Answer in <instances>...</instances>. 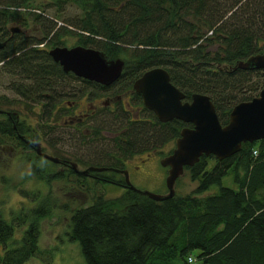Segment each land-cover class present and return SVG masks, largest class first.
<instances>
[{
	"label": "trees",
	"instance_id": "1",
	"mask_svg": "<svg viewBox=\"0 0 264 264\" xmlns=\"http://www.w3.org/2000/svg\"><path fill=\"white\" fill-rule=\"evenodd\" d=\"M51 1L55 12L47 17L44 8L30 7V0H0V40L5 42L0 76L8 77L4 88L13 95H0V109L14 111L11 106L18 104L30 110L41 103L40 113L33 111L34 124L24 115L16 120L0 114V151L6 144L27 148L22 135L35 141L37 132L50 133L53 104L60 101L70 74L52 61L46 46L61 45L64 33L74 34L76 44L97 49L106 59L123 61L120 76L108 87L129 91L130 104L137 108L135 115L115 108L100 113L104 119L92 116L90 133L82 139L93 166L122 169L131 156L161 154L183 126H190L176 119L159 122L141 105L131 84L148 68L163 67L184 100L193 93L207 95L222 125L234 104L264 87V71L236 67L264 52V0ZM67 7L77 13L58 25L56 18ZM27 19L35 37L23 28ZM83 82L94 93L108 88ZM184 170L195 181L186 194L154 201L125 187L117 196H98L75 209L67 237L78 243L84 263L187 264L190 256L198 264H264V138L241 143L238 152L221 160L201 155ZM229 173L235 189L220 185ZM105 174L101 183L121 186V175ZM213 184L218 185L215 192L199 196ZM49 208L43 201L8 211L7 217L0 211V264H25L42 256L39 220Z\"/></svg>",
	"mask_w": 264,
	"mask_h": 264
},
{
	"label": "rangeland",
	"instance_id": "2",
	"mask_svg": "<svg viewBox=\"0 0 264 264\" xmlns=\"http://www.w3.org/2000/svg\"><path fill=\"white\" fill-rule=\"evenodd\" d=\"M51 2V0H30L29 4L30 7H37L39 10H42L41 7L44 8L45 15L49 17L55 12L54 6L50 4ZM49 4L51 7L45 8ZM74 13H77L76 9L67 7L65 12L60 14V18H56L57 24H63L62 22L74 15ZM31 24L30 20L27 19L26 26L23 28H25L29 36L35 37L36 30L31 29ZM10 26L14 25L10 24ZM36 36L40 37L41 35L36 34ZM59 39L60 43L65 46L76 44V37L72 33L61 34L59 35ZM49 46L53 45L48 44L46 47L48 48ZM7 79L8 77L0 76V95L3 94L7 99H11L13 95L4 88ZM64 85L62 91L65 93L60 98L62 100L55 104L56 110L55 113H52L54 116L50 117V120L47 122L54 129L53 131L50 130V133L46 136H41L37 141L44 152L54 156L65 155L68 159L74 160L80 154V149L87 148V145L84 140L80 143L78 135H74L73 128L64 125L63 120H69V116H72L74 109L79 107L80 101L77 106L73 107L70 111H66V113L65 111H60L58 108H65V101L81 99V95L75 94L71 96L72 91H69L77 84H71V82L67 84L66 81ZM77 93L81 92L78 91ZM125 93H127V96H125ZM125 93L122 94V100L127 101L129 91ZM98 99L94 100L93 103L100 107L101 102L105 98L99 97ZM36 108L35 106H31L30 110H28L18 104L11 106L12 110L18 111L21 114L20 119L24 118L22 116L24 115L27 117L24 118L26 122L31 124H34V119L37 118L33 113L34 110L36 111ZM133 108L130 109V114L134 113L136 107ZM107 110L111 109L107 108ZM98 119H104V117L99 115ZM88 123L89 120L85 121L83 127H88ZM39 135H42V133L39 132ZM10 146L13 150L8 148ZM172 147L173 141H169L162 147L161 154L155 152L147 156L145 162L151 163L148 166L150 172L148 180L135 178L132 172L133 169L129 165L131 159L126 160L125 170L127 171L128 180L131 185L137 189L164 194L166 192L164 184L166 167L161 166L158 161ZM39 172L41 173L39 174ZM57 172L58 168L56 164L43 158L35 157L34 153L24 146L6 144L0 151V211H2L4 216L7 217L10 211H18L20 207L28 209L43 201H46L50 207L48 216L39 220L40 234L38 245L45 252L42 254V258L31 257L25 264H85L78 243L70 241L67 237L71 213L77 208L89 205L98 196L105 198L114 197L124 190L123 187L110 183H94L89 178L83 180L86 185H82L81 182L75 183L72 176H60ZM220 185L232 189L236 188V184L232 181L230 173L221 178ZM194 187L195 181L190 180L188 171L184 170L174 183V193L178 195L186 194ZM217 188L218 185L213 184L199 196L213 193ZM31 197L35 198V201H31ZM22 228L16 229L13 235L14 239L19 237ZM195 253L196 251L193 254ZM175 263L179 264L178 261H175ZM187 264L198 263L193 261Z\"/></svg>",
	"mask_w": 264,
	"mask_h": 264
},
{
	"label": "water",
	"instance_id": "3",
	"mask_svg": "<svg viewBox=\"0 0 264 264\" xmlns=\"http://www.w3.org/2000/svg\"><path fill=\"white\" fill-rule=\"evenodd\" d=\"M11 31H18L10 27ZM5 42L0 40V49ZM53 62L58 63L65 73L108 86L120 76L123 61L120 58L106 59L94 48L81 45L53 46L47 50ZM241 69L264 71V52L250 55L236 64ZM132 90L139 94L142 106L151 111L159 122L172 119L190 126H183L174 139L171 151L159 159L166 167L164 184L166 193L157 194L137 189L128 180L126 170L112 169L124 175V185L134 192L154 201H160L174 195V182L183 173L185 166H192L201 155L224 159L238 152L243 142H253L264 138V87L249 100L240 101L232 106L225 124H220L209 97L202 93L191 94L184 100L183 93L169 80L167 71L161 66L144 70L131 84ZM0 114L9 116L15 112L0 109ZM21 137V136H20ZM30 144V141L25 140ZM36 154L51 162L60 160L40 151L39 143L32 142ZM74 168L75 164L69 162ZM107 168L89 166L78 171H102Z\"/></svg>",
	"mask_w": 264,
	"mask_h": 264
},
{
	"label": "flooded vegetation",
	"instance_id": "4",
	"mask_svg": "<svg viewBox=\"0 0 264 264\" xmlns=\"http://www.w3.org/2000/svg\"><path fill=\"white\" fill-rule=\"evenodd\" d=\"M74 45H76V44H74ZM74 45H72V46H74ZM57 46H65V45L61 44V45H57ZM51 47L52 46H49L46 49L49 50V48H51ZM66 47H70V46H66ZM67 73L70 74L68 77L65 78V80L67 81V84L70 82H71V84L72 83L77 84L76 86H73V88L71 90H69V91H72L71 96L75 95V94H77L78 96L81 95V99H75V100L72 99L71 101L70 100L65 101L66 107L65 108L60 107L58 109L60 111H65V113H66V111H70L71 109H73V107L77 106L79 101H80L79 107L74 109V111L72 112V116H69V120L68 121H66V119L63 120L64 125H66L67 127L73 128L74 135L75 136L78 135L80 143L84 140L82 138L86 137L90 133V129H91L90 125L88 127H83V124L85 121L87 122L88 120H89L88 124H90L92 116L99 115L100 113H103V112H110L112 110H115V108H120V109H123V110H126L129 112L130 109L134 107V106L132 107V105L130 104V92L128 94V97H127L128 100L127 101L122 100V97H123L122 92L118 93V92L112 91V89H109V87H108L109 85L108 86L101 85L102 87H108L104 92L94 93L92 91V89L90 88V86L86 85L83 82V81H85V82H87V81L93 82V81L84 79L82 77L75 76L74 74H72L70 72H67ZM66 81H64V82L66 83ZM78 91H80L81 93H77ZM64 93L65 92L62 91L60 93V95H63ZM125 96H127V93H125ZM99 97L105 98L101 102L102 104L100 107H98L97 105H95L93 103L94 100H99L98 99ZM56 103L53 104L52 113H55L56 108L54 106ZM33 106L37 107L36 111L33 109L34 112L40 113L41 103H36ZM107 108H110L111 110H107ZM136 110H137V108H135L133 115L136 114L135 113ZM9 112H15V111H9ZM2 115H5V114H2ZM10 115H13V114H10ZM16 115H17V117L14 115L16 117V120H19L21 117V114L18 112V113H16ZM50 128H51V131H53V129H54L53 126H50ZM37 133H38L37 136L39 139L42 135H39V132H37ZM103 134L106 135L107 137L112 135L111 133H109V131H105V130L103 131ZM19 139L22 140V142L28 146L27 149L31 150L34 153L35 157L43 158L42 156L35 153L34 148L31 145L32 142L39 143L37 140L30 141L31 143L28 144L25 142V140H27V139L23 135L21 137H19ZM39 146H40V143H39ZM8 148L10 150H13V148L11 146ZM80 150H81L80 154L74 160H72V159L70 160V159H68V157H66L65 155H61V154H60V156H55L60 160L59 162H56V163L52 162V163L57 165V168H58L57 174L58 175L68 176V177L72 176L75 183L81 182L82 185H86L83 182V180H85L87 178H89V180L93 181L94 183H101V180L105 179V176H106L105 173L114 172V173H117L118 175L122 176L123 182L120 185L125 189L126 186L124 185V175L120 172H116V171L112 170L113 168L111 169V167H105L107 169L102 170V171L89 170V171H86V173H84V174L78 173V171H82V170L88 168L89 166H93L91 164L92 163L91 156L87 155L88 149L84 148V149H80ZM40 151L44 152L41 146H40ZM44 153H46V152H44ZM150 153H153V152H147V153L145 152L142 154H137V155L131 156L130 158L126 159V160L131 159V161H129V165L133 169L132 172L134 173L135 176L134 175L133 176L135 178L141 179V180H148V178L150 176L148 166L151 165V163L145 162V160ZM46 154H48V153H46ZM43 159H45V158H43ZM45 160H47V159H45ZM126 160L123 163V168L117 169V170H125ZM47 161H49V160H47ZM49 162H51V161H49ZM69 162H73L75 164V167L72 168ZM101 167H104V166H101ZM127 176H128V174H127Z\"/></svg>",
	"mask_w": 264,
	"mask_h": 264
},
{
	"label": "built area",
	"instance_id": "5",
	"mask_svg": "<svg viewBox=\"0 0 264 264\" xmlns=\"http://www.w3.org/2000/svg\"><path fill=\"white\" fill-rule=\"evenodd\" d=\"M191 259L190 258H188V261H190Z\"/></svg>",
	"mask_w": 264,
	"mask_h": 264
}]
</instances>
